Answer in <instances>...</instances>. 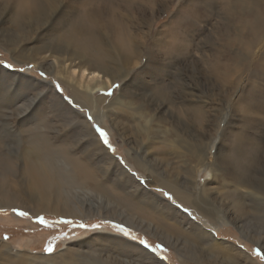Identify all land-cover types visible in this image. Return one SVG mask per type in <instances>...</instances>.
Wrapping results in <instances>:
<instances>
[{
	"label": "rangeland",
	"instance_id": "rangeland-1",
	"mask_svg": "<svg viewBox=\"0 0 264 264\" xmlns=\"http://www.w3.org/2000/svg\"><path fill=\"white\" fill-rule=\"evenodd\" d=\"M56 45L61 57L50 55ZM0 118V188L19 191L17 202L0 203V264H84L98 252L135 264H264V194L251 184L264 181V0H0ZM88 126L107 133V157L91 150ZM42 142L38 158L67 175L59 203H90L85 165L122 194L125 169L176 213L149 206L142 192L123 207L144 219L137 226L109 208L33 213L21 155ZM196 154L217 157L215 176L197 172ZM168 173L197 183L196 206L212 219L158 184ZM100 196L90 198L114 204ZM137 208L191 231L164 240Z\"/></svg>",
	"mask_w": 264,
	"mask_h": 264
},
{
	"label": "bare ground",
	"instance_id": "bare-ground-1",
	"mask_svg": "<svg viewBox=\"0 0 264 264\" xmlns=\"http://www.w3.org/2000/svg\"><path fill=\"white\" fill-rule=\"evenodd\" d=\"M59 47H60L59 45H56L55 49H50V55L56 56V54H58L57 57H61L59 54H61L62 50L59 49ZM46 50H48V49H46ZM112 78L114 79V77H112ZM87 87H84V88H86L88 90ZM73 91L75 92V98L78 101H80L81 103H84L85 105H88L91 109L95 108L94 102L97 105V99L93 98V96H91V94L89 92L85 91L84 89H80L79 87H76V86L73 87ZM0 119H2V118H0ZM4 124H6V123H4ZM88 128L90 129V126H88ZM10 132H11V130H10ZM88 135L90 136V139L88 141L90 142L89 146H91V150L99 149L102 153V156L107 157L106 155L108 153V150L102 146L101 138L97 135L94 128L90 129V132ZM42 143H44V145H45L44 147H41ZM42 143L37 145L35 147V149H32L30 146L28 148H24V152L21 155L26 160L25 167H26V171H27V174L29 177V183H28L29 188H28V190H30L31 195L28 197V200H30V201L34 200L35 201V203H34L35 207H31V211L33 213L38 215L39 213L42 212L41 211L42 209L43 210L47 209L48 212L49 211H51V212L58 211L60 213L67 214L66 216H75L78 214H82V215L89 214V215H91L94 212H96L97 214H102V212H106V210H108L107 208H109L111 213L118 214L120 220H123V221L125 220L124 221L125 224H128L130 226L131 225L137 226L144 219L138 218L135 220L134 218H132V215L134 214L133 211L131 209L130 210L128 209V212H127L126 211L127 209L123 210V207H124V204L129 203V200H131L130 197H134L135 195H139L140 192L144 193L145 197L143 198V200L149 206L152 205V206H155V208L156 207L159 208L161 206L162 209H165L167 207V210L171 209L174 213H176L172 207L168 206V204H167L168 202L164 203L162 198L157 197V195L155 193L151 192V194H150V192L148 190H146L145 188H141V185L138 184L136 182V180L133 179L134 177L131 176L129 174V172L126 171L125 169H123V171H125L126 177H123L122 179L118 178V180L120 179V181L123 182L122 184H124L125 187L129 188V193L126 192L125 194H122L120 192L114 193L113 189L110 188L109 186H107L106 182L104 180H102V179L99 180V178H97L94 175L93 171L85 165H80L79 167L84 172L83 179L81 180L84 184L82 186V189H83L84 194L89 197L90 203L89 204L83 203L81 206H77V205L74 206L71 201H68L67 199H63V198H61V202L59 203V201L56 200V197H57L58 192L62 191V187L64 185L65 180L67 179V175L65 172H63V173L59 172L58 170L60 168L57 167L56 165H54V163H52L51 161L44 160L42 158H38L37 154L41 153L40 151H42L44 149L47 150V146H46L45 142H42ZM168 147L169 146L164 145V147H163L164 148V154H166L165 148H168ZM161 149H162V147L158 148V150L162 153ZM210 150H211V148H210ZM209 151L205 152L206 156L210 154ZM206 156H200V154H196V158L198 160L197 163L200 165L197 172H199L200 169L201 170L202 169L203 170H210V171H213V174L215 176V173H214L215 170L214 169H215L217 157L210 160ZM140 167L142 168V170H144V172H147V168H146L145 164L143 165V167L142 166H140ZM152 172H154V171L152 170ZM168 177H169V173L167 174V177L165 176L164 179H161V181H159L158 184H160L161 186L170 190L176 198L183 200L190 205L195 206V208L198 210V212L200 214H202L206 219H208V218L212 219V216L214 215L213 213L205 211L204 208H200V207L196 206V202H197V200H199L198 197H200V195L196 192L197 188L195 187V184H197V183L195 181L191 180L192 186H191V188H188V187H186L185 183H182L180 180L173 181V179H170ZM108 178H110V177H108ZM158 179L159 178H156V180H158ZM124 181L130 183L131 186L126 185L124 183ZM241 181L245 182V180H241ZM149 184L155 185L154 180L151 182L149 181ZM251 184H252V186H253L252 188L254 190L260 192L261 194H264V181H262V180L256 181L255 180ZM7 189H9V191ZM7 189L5 191L2 188H0V195H2V198H1L2 200H0V203H3V205L9 203V201H13V202L18 201L16 199V196L18 195L19 191L16 188H14V190L12 192H11V188H7ZM31 189H35V191L38 192V194L35 192H32ZM87 192H88V194H86ZM93 193L94 194L96 193L99 196L100 195H102V196L107 195L106 197L109 198L110 200H112L111 198H113L114 204L112 206L110 205V207H108L109 206L108 204L105 207L101 206L99 202L93 201L90 198V195H93ZM204 193L205 192H203V194L201 193V195H205ZM102 196H100V197H102ZM139 197H140V195H139ZM262 197H264V196H262ZM100 199H101V203L102 202L105 203V201L102 200L103 198H100ZM261 200H264V199H261ZM108 202H110V201H108ZM144 205H146V204H144ZM142 209L144 211L143 210L139 211L138 208L136 210L144 213V215H148L149 218L151 217L150 219H154L152 221H149V224L151 222L155 223L154 224L155 225V229H154L155 232L153 231V235H156L157 229H160L161 235L163 236L162 238L167 236V238H164V240H169V237L171 235H173L175 240L178 241L181 239V237H183V235L187 236V234L191 231V230H186V228H182V227L180 228L179 225H175L173 222H169L168 219L164 216H162L163 217L162 218L158 215L156 216V215L151 214V212H149L150 214H148V212L144 208H142ZM175 215H177V214H175ZM141 225H142V223H141ZM148 226L146 225L147 229L149 228ZM192 228H193V225L190 229H192ZM198 228L200 230L203 229L201 226H199ZM95 249H98V248H95ZM132 249L136 251L135 252L136 254H138V252H142V250H144L143 248L137 247L135 245L132 246ZM202 250H205V248L204 249L202 248ZM87 253H89V252H87ZM89 254H90V257H87L88 259L83 262L84 264H135V260H130V259L125 260L122 256H119L118 254H115V256H113V253L111 255L103 256L101 252L94 253V254L92 253L93 255L91 253H89ZM2 255H0V256L2 257ZM145 255L148 257L150 255V253L147 252ZM2 259H3V257H2ZM235 262H237V261H235ZM161 263L165 264L164 262H161Z\"/></svg>",
	"mask_w": 264,
	"mask_h": 264
},
{
	"label": "snow or ice",
	"instance_id": "snow-or-ice-1",
	"mask_svg": "<svg viewBox=\"0 0 264 264\" xmlns=\"http://www.w3.org/2000/svg\"><path fill=\"white\" fill-rule=\"evenodd\" d=\"M7 67H11V65H7ZM21 71H22V70H21ZM41 75H43V73H41ZM110 94H111V93H109V95H110ZM89 119H91V117H89ZM97 131H99V133H100V137H101L102 141L104 142V144L107 145L112 151H114V149L111 148V145H110L109 142H108V136H107V133L104 132V130H103V129H100V128H97ZM158 191H159V189H158ZM165 195H167V193H165ZM169 199H171V197H169ZM19 214H20V215H27V213H24V212H21V213H19ZM41 222H44V221L41 219ZM93 227H99V225H94ZM123 231H124L125 235L128 234L126 230H123ZM5 239H7V237H5ZM141 243H145V244H146V242H144V241H141ZM52 250H53V249H52L51 246H49V247L46 249V251H49V252H51ZM255 253H256V255L261 256V252H260L259 249H256V250H255ZM261 259H264V256H261Z\"/></svg>",
	"mask_w": 264,
	"mask_h": 264
}]
</instances>
